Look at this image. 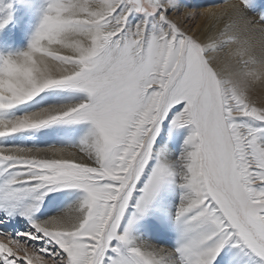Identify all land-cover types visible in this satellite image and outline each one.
<instances>
[{"label":"snow or ice","instance_id":"1","mask_svg":"<svg viewBox=\"0 0 264 264\" xmlns=\"http://www.w3.org/2000/svg\"><path fill=\"white\" fill-rule=\"evenodd\" d=\"M204 3L0 0V264H264V0Z\"/></svg>","mask_w":264,"mask_h":264},{"label":"rangeland","instance_id":"2","mask_svg":"<svg viewBox=\"0 0 264 264\" xmlns=\"http://www.w3.org/2000/svg\"><path fill=\"white\" fill-rule=\"evenodd\" d=\"M191 2L193 5H199V7H192L189 9H184L183 11H199V12H202V10H206L208 7V5L204 3V0H191ZM199 19H200L199 17H194L193 19L189 20L190 22L187 21L185 26L190 27L193 31H196V25L199 22ZM25 40H22V41H25ZM24 43H26V41L23 42V44ZM21 45H22V43H21ZM0 239H4V241L7 242V238H0ZM18 255L22 257L24 254L21 252Z\"/></svg>","mask_w":264,"mask_h":264},{"label":"bare ground","instance_id":"3","mask_svg":"<svg viewBox=\"0 0 264 264\" xmlns=\"http://www.w3.org/2000/svg\"><path fill=\"white\" fill-rule=\"evenodd\" d=\"M203 11H205V10H202V12ZM190 22V21H189ZM202 25H203V18H200L199 19V22L197 23V25H196V31H198L201 27H202ZM26 41V40H25ZM25 41H22L21 43L23 44V42H25Z\"/></svg>","mask_w":264,"mask_h":264}]
</instances>
